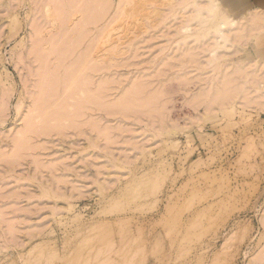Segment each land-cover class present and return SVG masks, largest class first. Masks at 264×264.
<instances>
[{"label":"rangeland","instance_id":"obj_1","mask_svg":"<svg viewBox=\"0 0 264 264\" xmlns=\"http://www.w3.org/2000/svg\"><path fill=\"white\" fill-rule=\"evenodd\" d=\"M67 1L0 0V264H264V0L216 60L208 0Z\"/></svg>","mask_w":264,"mask_h":264},{"label":"bare ground","instance_id":"obj_2","mask_svg":"<svg viewBox=\"0 0 264 264\" xmlns=\"http://www.w3.org/2000/svg\"><path fill=\"white\" fill-rule=\"evenodd\" d=\"M48 1H49V0H48ZM62 1H63V0H62ZM66 1H67V0H66ZM86 1H87V0H86ZM86 1L83 2L84 5H86V6H87L88 3H89V4L91 3V5H88V7H87V12H90L89 14L91 15V14H92L91 9L93 10V8H92V0H91V1H87V2H86ZM95 1H96V0H94V2H95ZM98 1H99V0H98ZM110 1H111V0H110ZM141 1L143 2V0H118V1H116L117 4H116V3H114V4H116V6L118 7L117 10L119 9V7L124 6V10H123V12H124V14H128V13H127L128 10L131 11L130 13H133V12L135 13L136 10H137V9H136V8H137L136 6H139L138 3H140ZM144 1H146V0H144ZM148 1H150V0H148ZM152 1H153V0H152ZM152 1H151V3H152ZM208 1H209V2H208V3H209V4H208V7H207V6L204 7L202 4H201V5H202V6H201L202 8H201V7H198L197 4H199V2L196 4L197 7H196L195 4H193V6L195 5V7H194L193 9L196 10V11H194V12L196 13V16H195V13H194V14H189V13H192L193 11L189 12L188 15H189V16H190V15L195 16V17H193V16H192V17L195 18L196 21H195V23H194V21H193L194 19L191 20V21H184L183 23H185V22H187V23L181 25V31L184 32V34H182V37H183V38H187V39H184V40H186L185 42L189 41L188 38L190 39L191 37H193L194 35H196V33H197V35L199 34L201 37H203V38H205V39H206V38H209V37L211 36L210 33H212V36H213L212 38H213L214 41L212 40V41H213V44H212V42H211V44H212V46H213V45H214V46H213V48L211 47L212 49L209 48V50H210V52H213V54H214V56H213L214 59H213V60H216L215 58H217V53H216V55H215V52H217V50L220 49V48L217 49V47H222L223 45L226 46V45L229 43V40H230V39H229L228 37H229V32L231 33V30H230V29H236L237 27H240V26H238L240 21L238 22L237 17H235V16H233V17L231 16V17H229V19H227V20H225V19H223V18L220 17V19H218L217 22L211 27V30H209L208 32H205V33H201V32H199L200 29H202V30H203V29L207 30V28L205 27V25H206L207 21L209 20L210 16L214 13V10L216 9L215 7H216L217 5H219V4H223V3H220V2H222L223 0H219V1H218V0L216 1V0H215L216 2H219V4L217 3V5H216L214 8H212L213 5L215 4L214 0H208ZM50 2H51V1H50ZM67 2H70V1L68 0ZM67 2L65 3V4H66L65 7H67L66 10L69 9V8H68V6H69L68 4H69V3H67ZM102 2H103V0H101L99 3H102ZM142 2H141V3H142ZM213 2H214V3H213ZM60 3H61V2H60ZM71 3H72V1H71ZM80 3H81V1H80ZM83 3H81V4H83ZM110 3H111V2H110ZM112 3H113V2H112ZM194 3H195V1H194ZM203 3H204V2H203ZM205 3H207V1H206ZM212 3H213V4H212ZM52 4H53V2H52ZM73 4H74V3H73ZM76 4H77V3H76ZM97 4H98V3H97ZM102 4H103V3H102ZM104 4H105V3H104ZM130 4H131V6H130ZM144 4H146V3H142V5H140L139 7H140V8H141V7H144V6H143ZM57 5H58V3H57ZM62 5H63V4H62ZM204 5H205V4H204ZM209 5H210V6H209ZM74 6H75V5H73V8H70V9H74V8H75ZM78 6H79V5H78ZM86 6H85V7H86ZM89 6H91V9H90V10L88 9ZM94 6H95V5H94ZM94 6H93V7H94ZM99 6H100V7H99ZM101 6H104V5L98 4V9L103 10L104 8L102 9ZM108 6H111V5H108ZM199 6H200V5H199ZM223 6H225V5L223 4ZM63 7H64V6H63ZM63 7L61 6V9H62ZM69 7H70V6H69ZM81 7L84 8V6H79V7H78V10L75 8V9L77 10V11H76V12H77L76 14L79 13L78 15H76L75 19H73V18L71 17L72 15L66 18L69 22H71V21L74 20V22H71V23H68V21L66 22V19H65V16H68L67 14H68V12L70 11V9H69L68 12L66 11V15L64 16V19H65L66 24H67V23H68V24H72V23H73L74 25H73V24H72V25H73L74 27H76V25H77V23H76V20H77V19H76V18H81V19H79L78 21H82V17H83V16H81V15H84V16L87 15V16H88V13L86 14V11L83 12V11L80 9ZM104 7H106V6H104ZM127 7H129V8L126 9ZM46 8H47V7H46ZM59 8H60V7H59ZM110 8H111V7H110ZM115 8H116V7H115ZM48 9H49V8H48ZM94 9L97 10V6H96V8H94ZM106 9H107V7H106ZM122 9H123V8H122ZM50 10H52V12H53V9H49V10H47V12L50 11ZM55 10H57V9H55ZM83 10H85V9H83ZM126 10H127V11H126ZM138 10H139V8H138ZM263 10H264V9H263ZM120 11H121V10H120ZM129 11H128V12H129ZM52 12H50V13H52ZM60 12H61V11H60ZM93 12H97V11H93ZM102 12H103V11H102ZM102 12H101V13H102ZM123 12H121V13H123ZM45 13H46V12H45ZM54 13H55V12H53V14H54ZM63 13H64V12H63ZM71 13L74 14L75 11H74V13L71 11L70 14H71ZM101 13H98L99 15L96 14V15H98V16L93 15V16H95V17L97 18V21L100 20V19H98V18H99V16H100ZM113 13H114V12H113ZM205 13H207V14L205 15ZM215 13H216V15L219 14V12H215ZM250 13H251V12H250ZM250 13H249V14H250ZM255 13H256V11H255ZM260 13H261V12H260ZM70 14H69V15H70ZM105 14H106V11L103 12V16H104ZM46 15H47V14H46ZM54 15H55V14H54ZM58 15H59V14H58ZM114 15H115V14H114ZM121 15H123V14H121ZM129 15H130V14H128V16H129ZM263 15H264V14H263ZM48 16H49V14H48ZM51 16L54 17L53 15H51ZM51 16H50V17H51ZM59 16L61 17V15H59ZM62 16H63V15H62ZM73 16H75V15H73ZM87 16H85V17H86V19H88V20H90L91 17L93 18V16H90V19H89V17H87ZM101 16H102V15H101ZM103 16H102V17H103ZM115 16H116V15H115ZM123 16H125V15H123ZM247 16H248V15H247ZM252 16H254V15H252ZM258 16L261 17V14H260V15L258 14ZM85 17H84V18H85ZM121 17H122V16H121ZM187 17H188V16H187ZM187 17H186V20H189V19H188L189 17H188V18H187ZM249 17H250V16H249ZM260 17H259V18H260ZM54 18H55V17H54ZM113 18H115V17H113ZM113 18H112V20H111V18H108L107 20H109V21H113ZM117 18H118V17H117ZM117 18H116V19H117ZM123 18H125V17H123ZM242 18H243V17H242ZM242 18H241V19H242ZM263 18H264V16L262 17V19H263ZM47 19H48V18H47ZM57 19H58V18H57ZM64 19H63V20H64ZM93 19H95V18H93ZM103 19H104V18H103ZM116 19H115V20H116ZM190 19H192V18H190ZM250 19H251V17H250ZM254 19H255V17H254ZM254 19H253V21H257V18H256L255 20H254ZM49 20H50V19H49ZM52 20H55V19H52ZM58 20H59V19H58ZM61 20H62V19H61ZM88 20H85V21L88 22ZM183 20H185V18H184ZM246 20H247V19H246ZM251 20H252V19H251ZM55 21H56V20H55ZM55 21H54V23H55ZM94 21H95V20H94ZM94 21H89V23H87V22H86V23H87V25H89V24L95 25V22H94ZM97 21H96V23H97ZM101 21H102V20H101ZM109 21H106V22H109ZM253 21H252V22H253ZM258 21H260V20H258ZM263 21H264V19H263ZM114 22H115V21H114ZM188 22H193L195 25H194L193 23L191 24V23H188ZM248 22H249V21H248ZM252 22H249V23H252ZM260 22H261V21H260ZM78 23H81V22H78ZM110 23L113 24V22H109V24H108V23H106V24H108V25L110 26L111 29H109L108 26H107V29H108V30H107V33L104 31V33H105L106 35H105V34H102V36L104 35V37H107V38H104L106 41H103V40H102V43H103V44H105V43L108 44V42H109V40H110V39H109V38H110V31L112 30V27H111L112 25H111ZM117 23H118V22H117ZM210 23H211V22H210ZM241 23H242V22H241ZM243 23H244V21H243ZM243 23H242V24H243ZM255 23H256V22H255ZM255 23H253V24H255ZM258 23H259V22H257V24H258ZM66 24H65V29H67L66 27H68V26H66ZM82 24H83V21H82ZM84 24H85V23H84ZM106 24H105L104 26H106ZM155 24H157V23H155ZM212 24H213V23H212ZM237 24H238V25H237ZM49 25H51V22H50ZM53 25H55V24H52V26H53ZM192 25H194V26H192ZM196 25H197V26H196ZM210 25H211V24H210ZM236 25H237V26H236ZM240 25H241V24H240ZM243 25H244V24H243ZM247 25H249V24L247 23ZM259 25H260V24H259ZM262 25H263V24H262ZM52 26H51V27L49 26V27L52 28ZM55 26H56V25H55ZM63 26H64V25H63ZM70 26H71V25H70ZM70 26H69V29H67L68 32L70 31ZM78 26H80V25L78 24ZM78 26H77L76 28H78ZM89 26H90V25H89ZM104 26H103V27H104ZM195 26H196V27H199V28H198L197 30L194 31V27H195ZM252 26H253V25H252ZM255 26H256V25H255ZM83 27H85V26H83ZM83 27H82V28H83ZM94 27H95V26H94ZM114 27H115V26H114ZM114 27H113V28H114ZM235 27H236V28H235ZM243 27H244V26H243ZM243 27L241 26L240 28H243ZM72 28H73V27H72ZM72 28H71V29H72ZM76 28H73V29H76ZM91 28H92V27H91ZM96 28H98V27H96ZM229 28H230V29H229ZM247 28L249 29L248 26H247ZM247 28H246V29H247ZM253 28H255V27H253ZM258 28H260V27H258ZM62 29H64V28H62ZM87 29H88V28H87ZM93 29H94V28H93ZM104 29H105V28H104ZM178 29H179V28H178ZM178 29H177V30H178ZM244 29H245V28H244ZM246 29H245V30H246ZM251 29H252V27H251ZM251 29H250V30H251ZM260 29H262V27H261ZM263 29H264V27H263ZM76 30L79 31V30H83V29H76ZM91 30H92V29H91ZM99 30H100V29H99ZM177 30H176V31H177ZM198 30H199V31H198ZM237 30H238V29H237ZM239 30H240V29H239ZM72 31H75V30H72ZM72 31H71V32H72ZM77 31H76V32H77ZM97 31H98V29H97ZM228 31H229V32H228ZM251 31H252V30H251ZM253 31H254V30H253ZM253 31H252V32H253ZM256 31H257V30H256ZM71 32H70V34H68L67 31H66V35H69V36H67V41H69V40L72 39V37H71V39H69V38H70V35H71ZM101 32H103V30H102ZM113 32H114V31H113ZM227 32H228V33H227ZM234 32H235V31H234ZM237 32H239V31H237ZM248 32H250V31H248ZM248 32H247V33H248ZM47 33H48V32H47ZM50 33H51V32H50ZM86 33H87V31H86ZM235 33H236V32H235ZM242 33H243V32H242ZM61 34H62V33H61ZM72 34H73V33H72ZM174 34H176V33H174ZM213 34H214V35H213ZM248 34H249V33H248ZM231 35H232V33H231ZM242 35H244V33H243ZM83 36H84V35H83ZM96 36H97V35H96ZM98 36H99L98 38H100V34H99ZM208 36H209V37H208ZM236 36H237V35H236ZM94 37H95V36H94ZM121 37H122V36H121ZM167 37H168V36H167ZM196 37H198V39L201 38V37H199V36H196ZM237 37H238V36H237ZM243 37H244V36H243ZM245 37H247V34L245 35ZM248 37H249V36H248ZM51 38H52V37H51ZM75 38H76V37H75ZM80 38H81V37H80ZM183 38H180V39L183 40ZM81 39H82V38H81ZM94 39H95V38H94ZM100 39H101V38H100ZM191 39L195 40V37H194V38H191ZM191 39H190V40H191ZM196 39H197V38H196ZM240 39H242V38H240ZM240 39H239V40H240ZM75 40H76V39H75ZM95 40H97V39H95ZM199 40H200V39H199ZM203 40H204V39H203ZM245 40H246V39H245ZM48 41H49V40H48ZM81 41H82V40H81ZM197 41H198V40H197ZM204 41H205V40H204ZM206 41L209 42L208 39H206ZM230 41H231V40H230ZM51 42H52V41H51ZM69 42H70V41H69ZM69 42H68V43H69ZM96 42H98V41H96ZM96 42H94V43H96ZM104 42H105V43H104ZM110 42H111V41H110ZM179 42H180V41H179ZM200 42L202 43L201 40H200ZM208 42H207V43H208ZM231 42H232V41H231ZM46 43H47V42H46ZM102 43H100L99 47H96V45L98 46V44H95V46H93V48H91V50H90V51H91L90 54H94V53H95L94 55H96L97 57H99V56L97 55V52H101V49L98 50L97 48H101L100 46H101ZM115 43H116V42H115ZM55 44H56V43H55ZM69 44H70V43H69ZM91 44H93V43H91ZM103 44H102V45H103ZM107 44H106V45H107ZM113 44H114V43H113ZM185 44H187V43H184V46L186 47L187 45H185ZM188 44H189V43H188ZM203 44H205V43H203ZM203 44H200V46H201V45L203 46ZM64 45H66V44H64ZM122 45H123V44H122ZM229 45H230V44H229ZM46 46H47V45H46ZM196 46H197V44H195V47H196ZM209 46H210V44H209L207 47H209ZM225 46H224V47H225ZM50 47H51V46H50ZM70 47H71V45H70ZM76 47H77V46H76ZM87 47H88V46H87ZM104 47H107V48H105V49H108V46H105V45H104ZM110 47H111V46H110ZM115 47H116V46H115ZM177 47H179V45H178ZM180 47H181V44H180ZM94 48H96L98 51H96V49H94ZM117 48H118V47H117ZM188 48H189V47H188ZM56 49H57V48H56ZM93 49H94V50H93ZM120 49H121V48H120ZM190 49H191V48H190ZM50 50H51V49H50ZM50 50H48V51H50ZM54 50H55V49H54ZM71 50H72V49H70V50H68V51L71 52ZM92 50H93L94 52H93ZM185 50H186V49H185ZM215 50H216V51H215ZM65 51H67V49H66ZM72 51H73V50H72ZM102 51H103V50H102ZM105 51H107V50H105ZM105 51H104V53H105ZM110 51H111V50H110ZM186 51H188V50H186ZM219 51H220V50H219ZM56 52H57V51H56ZM69 52H68V53H69ZM92 52H93V53H92ZM107 52H108V51H107ZM107 52H106V53H107ZM120 52H121V51H120ZM181 52H182V51H181ZM188 52H189V51H188ZM191 52H192V51H191ZM66 53H67V52H66ZM104 53H103V54H104ZM106 53H105V54H106ZM110 53H111V52H110ZM221 53H222V52H221ZM221 53L219 52V55H221ZM55 54H56V53H55ZM86 54H88V53H86ZM90 54H89V57H90ZM189 54H190V52H189ZM69 55H70V54H69ZM100 55H101V54H100ZM110 55H111V54H110ZM196 55H197V54H196ZM85 56H87V57H86V59H87V58H88V55H85ZM91 56L93 57V58L91 57L92 59H90V61L92 60V63L94 62L93 59H95V62H94V63H96V61H97V63H98L99 60H102V59L97 60V59H96V58H97L96 56H95L96 58H95L93 55H91ZM103 56H104V55H103ZM103 56H100V58L103 57ZM114 56H115V55L113 54V57H114ZM191 56H192V55H191ZM64 57H65V56H64ZM78 57H79V56H78ZM107 57H109V56H107ZM107 57H106V55H105V58H107ZM183 57H184V56H183ZM213 57H211V58H213ZM61 58H62V57H61ZM78 59H79V61H81V58H78ZM78 59H77V60H78ZM82 59H83V58H82ZM84 59H85V58H84ZM108 59L111 60L110 58H108ZM178 59H179V58H178ZM190 59H191V58H190ZM218 59H219V58H218ZM63 60H64V59H63ZM77 60L75 59V60H73V61H74V62H75V61H76V62H79V61H77ZM87 60H89V59H87ZM114 60H115V59H114ZM183 60H185V59H183ZM188 60H189V59H188ZM188 60H187V61H188ZM191 60H192V59H191ZM213 60H211V61H213ZM90 61H89V63H91ZM102 61H103V60H102ZM187 61H186V62H187ZM211 61H209V62L211 63ZM81 62H82V61H81ZM83 62H85V63L87 64L88 61L86 62V60H85V61H83ZM100 62H101V61H100ZM100 62H99V63H100ZM107 62H109V61H107ZM176 62H177V61H176ZM179 62H180V61H179ZM181 62H182V61H181ZM193 62H194V60H193ZM252 62H253V61H252ZM252 62H251V63H252ZM57 63L59 64V62H57ZM99 63H98V64H99ZM102 63H106V62H102ZM109 63H110V62H109ZM111 63H112V62H111ZM188 63H189V61H188ZM79 64L81 65V63H79ZM181 64H182V63H181ZM207 64H208V63H207ZM82 65H85V64H82ZM93 65H94V64H93ZM70 66H71V64H70ZM77 68H79V67H77ZM260 69H261V67H260ZM258 70H259V69H258ZM74 71H75V70H74ZM256 71H257V70H256ZM252 73H253V72H252ZM63 74H64V73H63ZM68 74H69V73H68ZM70 74H72V73H70ZM244 74H245V73H244ZM254 75L256 76L255 73H254ZM261 75H262V74H261ZM261 75H259V76H261ZM254 79H256V78H254ZM255 81H257V80H255ZM260 81H261V80H260ZM72 83H73V82H72ZM259 83H260V82H259ZM259 83H258V84H259ZM46 84H47V82H46ZM44 86H46V85H44ZM239 90H241V88H240ZM258 103H260V102H258ZM261 103H262V102H261ZM261 103H260V104H261ZM263 103H264V102H263ZM263 105H264V104H263ZM263 105H262V106H263ZM27 125H28V124H27ZM28 126H29V125H28ZM26 128H27V127H26Z\"/></svg>","mask_w":264,"mask_h":264},{"label":"crops","instance_id":"obj_3","mask_svg":"<svg viewBox=\"0 0 264 264\" xmlns=\"http://www.w3.org/2000/svg\"><path fill=\"white\" fill-rule=\"evenodd\" d=\"M237 1H239V0H235V2H237Z\"/></svg>","mask_w":264,"mask_h":264}]
</instances>
